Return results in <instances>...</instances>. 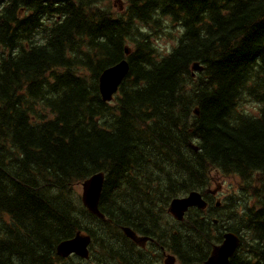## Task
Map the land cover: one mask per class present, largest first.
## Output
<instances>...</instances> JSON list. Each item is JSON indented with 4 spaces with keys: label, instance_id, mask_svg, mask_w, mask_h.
Listing matches in <instances>:
<instances>
[{
    "label": "trees",
    "instance_id": "trees-1",
    "mask_svg": "<svg viewBox=\"0 0 264 264\" xmlns=\"http://www.w3.org/2000/svg\"><path fill=\"white\" fill-rule=\"evenodd\" d=\"M107 1L0 0V264H52L90 224L97 264H162L164 250L203 262L224 231L242 239L229 264H264V107L235 111L245 98L264 105V0H127L117 14ZM157 10L185 29L160 59L136 24L151 27ZM123 58L107 103L99 77ZM214 170L239 177L241 194L162 219L173 198L207 194ZM100 171L109 221L73 194ZM246 190L258 207L240 209ZM124 226L155 243L140 248Z\"/></svg>",
    "mask_w": 264,
    "mask_h": 264
},
{
    "label": "water",
    "instance_id": "water-1",
    "mask_svg": "<svg viewBox=\"0 0 264 264\" xmlns=\"http://www.w3.org/2000/svg\"><path fill=\"white\" fill-rule=\"evenodd\" d=\"M198 66V65H197ZM129 66L126 62H121L111 68L106 69L100 77V91L104 100H111L113 93L117 90L123 77L128 72ZM103 173L95 174L88 178L83 183V200L85 205L94 213L101 217L104 215L99 211L98 203L103 187ZM191 205L204 206L205 202L197 192H192L189 196L184 198L175 199L171 206L172 212L179 218L183 215L184 211ZM126 235L136 242L143 244L147 238L138 237L130 228H124ZM226 241L222 247H216L205 264H228L229 258L233 255L235 249L239 244V239L234 234H226ZM89 240L87 238L76 237L73 240L62 242L58 250L60 253H69L75 251L80 255H87L86 246ZM166 264H174L172 256L166 259Z\"/></svg>",
    "mask_w": 264,
    "mask_h": 264
},
{
    "label": "clouds",
    "instance_id": "clouds-1",
    "mask_svg": "<svg viewBox=\"0 0 264 264\" xmlns=\"http://www.w3.org/2000/svg\"><path fill=\"white\" fill-rule=\"evenodd\" d=\"M155 17H158L161 19L162 31L159 35L152 37L151 47L154 48L156 52L159 54L157 55V59H160V57L164 55L171 54L174 48L178 45L179 38L184 33L185 29L180 24H177L175 29H173L171 27V24L173 22L172 17L170 15L161 16L159 10L156 11ZM137 26H138L140 33H150V27L148 25H145L143 22L137 21ZM169 33L172 34L171 38L168 35ZM35 42L38 45H42L46 41H45V38H42V36L37 35L35 37ZM125 44L129 48L134 50L137 46V41L136 39H133L131 37H126ZM262 107H264V105H262L261 103L256 102V101L247 100V98H245V100H241L237 102L235 106V111L245 116H251V117L258 118L261 115L260 109ZM230 123H236V121H230Z\"/></svg>",
    "mask_w": 264,
    "mask_h": 264
},
{
    "label": "rangeland",
    "instance_id": "rangeland-1",
    "mask_svg": "<svg viewBox=\"0 0 264 264\" xmlns=\"http://www.w3.org/2000/svg\"><path fill=\"white\" fill-rule=\"evenodd\" d=\"M120 1V3H118L117 1L116 2L121 5L122 0ZM211 182V190L213 193L217 194V197L220 201L224 199L228 194L240 192V189L238 188L239 180L237 178H228V176L222 175L217 171L212 172ZM77 188L79 194H81V186L79 185Z\"/></svg>",
    "mask_w": 264,
    "mask_h": 264
},
{
    "label": "bare ground",
    "instance_id": "bare-ground-1",
    "mask_svg": "<svg viewBox=\"0 0 264 264\" xmlns=\"http://www.w3.org/2000/svg\"><path fill=\"white\" fill-rule=\"evenodd\" d=\"M155 209V208H154Z\"/></svg>",
    "mask_w": 264,
    "mask_h": 264
}]
</instances>
